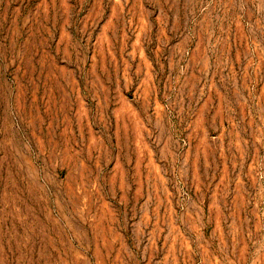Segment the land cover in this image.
I'll list each match as a JSON object with an SVG mask.
<instances>
[{"label":"rangeland","instance_id":"rangeland-1","mask_svg":"<svg viewBox=\"0 0 264 264\" xmlns=\"http://www.w3.org/2000/svg\"><path fill=\"white\" fill-rule=\"evenodd\" d=\"M0 264H264V0H0Z\"/></svg>","mask_w":264,"mask_h":264}]
</instances>
